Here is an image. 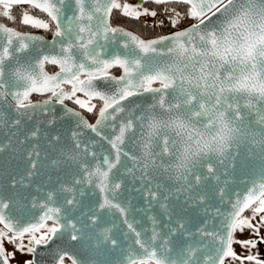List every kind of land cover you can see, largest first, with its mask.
Here are the masks:
<instances>
[{"label":"snow or ice","instance_id":"snow-or-ice-1","mask_svg":"<svg viewBox=\"0 0 264 264\" xmlns=\"http://www.w3.org/2000/svg\"><path fill=\"white\" fill-rule=\"evenodd\" d=\"M147 3L163 6L154 26L197 22L149 40L111 25L114 9L137 20L157 17ZM181 4L190 6L183 14L168 7ZM20 5L29 6L20 23L51 31L52 39L0 21V126L16 129L28 163L12 178L13 193L0 195V264L15 256L5 240L33 255L23 264H36L37 246L65 235L96 252L119 249L125 264H225L228 257L264 264L231 247L264 242L233 238L244 227L258 236L264 225V0H0V17L14 24L12 9ZM33 93L45 98L33 102ZM97 100L90 123L82 112L96 111ZM58 119L70 122L69 133L53 134ZM242 143L258 150L260 165L236 190L222 177L235 174ZM49 151L56 179L37 183ZM129 184L144 201L151 235L137 230L122 199ZM86 188L97 199L83 201ZM156 207L162 211L149 215ZM116 219L132 236L127 247ZM55 255V264L66 256L72 264H99L62 250Z\"/></svg>","mask_w":264,"mask_h":264},{"label":"water","instance_id":"water-1","mask_svg":"<svg viewBox=\"0 0 264 264\" xmlns=\"http://www.w3.org/2000/svg\"><path fill=\"white\" fill-rule=\"evenodd\" d=\"M139 3H140V0H138L137 4H139ZM112 13L110 15L111 25H112V22H111ZM191 24H193V23H191ZM191 24L187 25L186 27H184L182 29H178V30L186 29ZM10 27H12V26H10ZM123 28H125L126 30H131L134 34L139 35L136 31H134L132 29H129L126 27H123ZM178 30L170 31V32L162 34V35H168V34L176 32ZM22 32H28V33L43 36L48 41H50L52 39V36L48 37V36H46L40 32H36V31H22ZM162 35L156 36V37L151 38V39L159 38ZM114 68H119V67H114ZM47 70H48V68H47ZM48 71L51 72L50 70H48ZM113 74L119 76L122 74V70H121L120 74H116V73H113ZM156 86H158V85H156ZM34 94L35 93H33L30 97V99L33 102L44 99V98L32 99V96ZM145 95H147V94H145ZM243 103H244V101L242 99L241 104L243 105ZM65 104L68 107L76 108L75 106H72V105L68 104L67 102H65ZM3 110L5 113H7L9 111L6 107ZM77 110H79V109L77 108ZM55 111H56L57 116L59 117L61 115V112H62L61 106L57 105ZM82 114L88 122L95 123L97 117L92 122L84 112H82ZM137 114L139 115V113H137ZM249 119L254 121L256 119L255 114L253 113V115H251L249 117ZM34 123H35V121H29L28 122L29 126H31ZM250 126H252V125H250ZM70 130L71 129H70V122L69 121H66L63 119H58L56 121L55 130H54L53 134L55 135L59 132H63V133L67 134L70 132ZM15 131H16V129L14 127L12 128L11 131H9L8 128H4L3 126H0V147L4 148L3 151H0V195H4L5 197L10 196L13 193V188L11 186L12 178L14 176H18L19 174H22L24 169L28 166L27 160L25 159L26 154L21 151L20 146L15 144L16 137H14L12 135ZM107 134L114 136L116 133L112 132L111 129H108ZM17 135H18L20 140H23V133H18ZM93 135L94 134H92V133H88V138L91 139L93 137ZM170 135L173 138L179 140V137L176 136L175 131L170 130ZM9 137H12L11 141L9 140ZM41 143L43 144L46 142L42 141ZM104 147L105 148L108 147L106 141L104 142ZM253 148H254L253 145H249L247 143H242L240 145V148H239L241 155H240V157L237 160L236 165H235V174L233 176L222 177V179H226L228 181V183L233 187V189L239 190L238 186L240 185L241 178L245 175L251 177V175L259 169L260 159L258 156V150L253 151ZM97 151L102 152L103 150L97 149ZM52 159H54V156L51 153V151H49L42 161L41 174H40V176H38L36 178L37 183H39L41 181H43L44 183H47L49 179H51V180L56 179L58 170H54V166L52 165ZM35 186H36L35 184L32 186L33 189L35 188ZM138 186L139 185L137 183L135 185V187H138ZM132 188H133V185L129 184L128 185V191H125L123 193L122 199H125L129 204L131 215L135 218L137 230L139 231L140 228L143 227L145 229H148V235H151L150 225L147 223V216L144 213V201L140 197L139 193H137L136 191H133ZM85 193H86L85 196L81 197V199L83 201L92 202L95 199H97V196H92L90 194V191L87 188L85 189ZM227 199H228V197H225L226 201H227ZM161 211L162 210L159 207H156L152 213H149V215L159 214ZM191 214L195 218V213H191ZM116 224L118 226L122 227L121 239L123 241H126V243L124 244V247H127V243L132 242V236L130 233H128L127 229L121 225V221L119 219H116ZM88 243L91 244V242H88ZM57 250L69 252V253L77 256L78 258L79 257H94V259L96 261H98L99 264H125L124 253H122L119 249H116L114 251L104 249V250H101L99 252H96L94 249L87 247L82 243H77V242L69 243V238L67 235H65L63 238L53 239L47 246H43V245L37 246V252L35 255L36 264H55V260L58 259V256L55 255ZM32 259H33V255H32Z\"/></svg>","mask_w":264,"mask_h":264},{"label":"trees","instance_id":"trees-1","mask_svg":"<svg viewBox=\"0 0 264 264\" xmlns=\"http://www.w3.org/2000/svg\"><path fill=\"white\" fill-rule=\"evenodd\" d=\"M122 0H120L121 2ZM138 3V0H135ZM146 5L153 7L155 9H161L163 6H157L155 4L152 3H147ZM22 7H29L28 5H20V6H15L13 7V12L14 15L16 17V21L15 23H11L10 21L8 22V24L12 27H15L21 31H36V32H40L48 37L52 36V32L51 31H39L36 30L34 28H29L28 26H24L20 23V14H21V9ZM168 7H176L178 9L181 10H186L188 7V5H168ZM33 11H36L38 13H41L42 15L47 17L46 13L40 12L39 10L36 9H32ZM48 18V17H47ZM49 19V18H48ZM111 22L112 25L114 27L119 26V27H126L129 29H132L134 31H136L143 39L148 40L151 38H154L156 36L168 33L170 30L168 28H158L156 26H148L147 24L137 20V19H132V18H127L125 16H123L120 12V10H116L114 9L113 13H112V17H111ZM48 70L50 71H54L55 68L52 65H47ZM113 73L116 74H120L121 73V69L120 68H114L111 70ZM40 97H42L41 95L38 94H34L32 96V99H39ZM70 104H72L73 106L77 107L76 105H74L71 101H68ZM97 103V110L89 113L87 111H84V113L89 117V119L93 122L95 120V118L97 117L98 114V108L100 106V102L97 100L95 101ZM248 211L247 210L243 215H245Z\"/></svg>","mask_w":264,"mask_h":264},{"label":"rangeland","instance_id":"rangeland-1","mask_svg":"<svg viewBox=\"0 0 264 264\" xmlns=\"http://www.w3.org/2000/svg\"><path fill=\"white\" fill-rule=\"evenodd\" d=\"M123 2H125V0L121 1V3H123ZM126 2L131 4V5H136L137 4V1H135V0H126ZM28 8L29 7H22V9H28ZM31 13L34 16H37L39 18L48 20V18L46 16H44L41 13H38L36 11H33L32 9H31ZM28 27L32 28L31 26H28ZM36 30L45 31L43 29H36ZM251 215H252L251 211H248L243 216L244 217H251ZM259 220H260V216L257 215L256 218L252 220V223L253 224H257L259 222ZM261 233H264V225H261L259 227L258 236ZM258 236L253 233L252 228L244 227V229L242 231L241 230H236L234 232L233 238H234L235 241H245V240H250V239L251 240H258ZM24 242H25V244H27V238H25ZM231 247L235 251L237 256L246 257L247 255L251 254V255H256L258 257V259L262 261L261 251L259 249V242H257L255 247H251V248H244V247H242V245L240 243H235V242L231 245ZM4 248L6 249L7 252H15V256L13 258H10V260H9V264H23V262L26 261V260H32V254L26 253V252L22 253V252L16 250L15 246L13 244H11V243H8L7 240L4 241ZM64 264H72V261L66 256L65 259H64ZM225 264H241V261L239 259L233 260L231 257H228V258L225 259ZM243 264H255V262L254 261L244 260Z\"/></svg>","mask_w":264,"mask_h":264},{"label":"built area","instance_id":"built-area-1","mask_svg":"<svg viewBox=\"0 0 264 264\" xmlns=\"http://www.w3.org/2000/svg\"><path fill=\"white\" fill-rule=\"evenodd\" d=\"M145 7H148V8H153V7H150L148 5H144ZM157 12L159 13L157 15V17L153 18L151 16H141L138 20L149 25V26H154L156 21H159L161 19H164V14L160 12V9H156ZM179 11L183 14L187 11L186 10H181L179 9ZM197 21L195 19H189V18H182L179 22V24L176 26V27H172L167 20H165L164 22V25L162 27L160 26H156L158 28H168L170 31H174V30H178V29H182L184 27H186L187 25L191 24V23H196ZM169 31V32H170Z\"/></svg>","mask_w":264,"mask_h":264},{"label":"crops","instance_id":"crops-1","mask_svg":"<svg viewBox=\"0 0 264 264\" xmlns=\"http://www.w3.org/2000/svg\"><path fill=\"white\" fill-rule=\"evenodd\" d=\"M259 237H264V233H261L258 236V240H259ZM259 249L261 251L262 261H264V242H259Z\"/></svg>","mask_w":264,"mask_h":264},{"label":"flooded vegetation","instance_id":"flooded-vegetation-1","mask_svg":"<svg viewBox=\"0 0 264 264\" xmlns=\"http://www.w3.org/2000/svg\"><path fill=\"white\" fill-rule=\"evenodd\" d=\"M12 14L14 15V12H13V9H12ZM15 16V15H14ZM0 21H2L3 23H5V24H7V25H9L8 24V20H6V19H4V18H2V17H0ZM10 26V25H9ZM55 71V70H54ZM51 72H53V71H51ZM41 98H45V97H40L39 99H41ZM65 102H67L68 104H70L67 100L65 101ZM70 105H72V104H70ZM73 106V105H72ZM84 112V111H83ZM69 258V257H68ZM70 259V258H69ZM71 260V259H70Z\"/></svg>","mask_w":264,"mask_h":264}]
</instances>
